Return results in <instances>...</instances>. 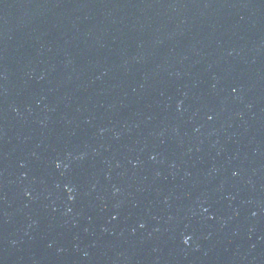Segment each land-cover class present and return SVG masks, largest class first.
<instances>
[{"label":"water","instance_id":"1","mask_svg":"<svg viewBox=\"0 0 264 264\" xmlns=\"http://www.w3.org/2000/svg\"><path fill=\"white\" fill-rule=\"evenodd\" d=\"M0 264H264V0H0Z\"/></svg>","mask_w":264,"mask_h":264}]
</instances>
